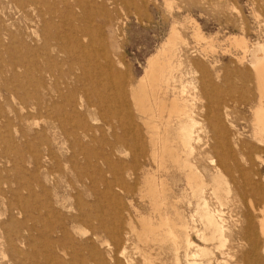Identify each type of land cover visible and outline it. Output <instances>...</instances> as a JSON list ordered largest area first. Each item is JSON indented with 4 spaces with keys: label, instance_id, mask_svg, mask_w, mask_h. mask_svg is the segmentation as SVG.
I'll use <instances>...</instances> for the list:
<instances>
[{
    "label": "bare ground",
    "instance_id": "1",
    "mask_svg": "<svg viewBox=\"0 0 264 264\" xmlns=\"http://www.w3.org/2000/svg\"><path fill=\"white\" fill-rule=\"evenodd\" d=\"M41 1L44 6H48L51 17H59L58 23L50 17L42 19L41 31H18L23 36L20 43L27 44V38L35 40L38 46L36 51L45 60L41 68L35 66L40 74L32 81L33 86H37L35 94L33 93L38 100L37 106L40 110H45V116L41 117L46 128L36 137H42L48 131L52 146L58 134L67 138L71 152L67 161L73 165L78 182H83V178L87 177L92 183H96L86 171L87 167H79V159H84L85 164L94 171L98 164L106 165V172L112 175V179H106L103 174L99 176V180L108 189L102 192L104 200L113 195L109 189L115 182L120 191L135 193L140 200L147 201L151 211L148 217L142 218L143 227L139 238L150 240L160 248L165 247L164 250L170 256L168 264H212L215 251L236 256L245 245L250 248L239 258L248 264H264V244L259 253L250 213L229 219L225 212L233 201L232 195L240 198H246L247 195L259 196V180L254 177L257 173L250 156L263 149L253 143H240L239 134L228 122L227 108L219 111L215 102L211 101L210 90H215V82L210 78V72L212 71L215 80L218 79L216 61L211 59L216 40L205 35L199 27L192 26V37L201 47L196 53L198 58L194 60L190 57L185 36L176 28L179 22L174 21L161 47L147 59L143 75L126 89L121 74L113 71L114 61L107 50L106 38L99 29L101 26L80 28L79 25L78 29L72 26L63 30L62 25L88 22L92 12L108 22L110 9L134 5L133 0ZM52 1L54 4H61L62 9L53 10L50 7ZM12 2L24 17L37 10L35 0ZM166 4L169 5V1H165ZM184 21L192 22L189 18ZM227 41L231 48L240 52V64L252 54L250 65L255 73L258 91V104L253 110L252 138L262 143L264 47L257 46L251 53L255 45L250 48L244 37L232 36ZM25 48H29V45H25ZM227 51L228 49L225 53ZM184 65L187 70L182 68ZM75 69L80 73H76ZM197 93L199 99L202 97L207 100L206 106L198 104ZM201 124H206L208 128L211 145L201 143L198 133ZM208 147L210 151L206 150ZM125 148H132L133 151L131 161L127 164V172L123 175L124 162L116 161L114 157L117 154L123 155ZM204 160H208L210 169L201 168ZM180 182L182 185L178 194ZM25 186L30 189L29 184ZM212 199L215 205L210 202ZM249 205L251 211H255L251 202ZM98 206L102 210V205ZM133 206L135 207L134 204ZM17 209L30 214L24 204ZM258 211L260 217L257 218V230L264 240V210ZM76 218L78 217L72 216L71 220L75 221ZM198 222L202 229L197 227ZM2 227L7 234L6 247L18 253V242L14 238L16 234L13 236L9 226L4 224ZM100 227L106 228L103 223ZM109 229L114 238V226ZM63 235L69 237L65 230ZM193 236L202 245L196 244ZM93 238L99 246L105 244L103 237L94 234ZM53 243L55 246L49 245L43 263L66 264L57 260L54 251V248L64 251V243L60 239ZM106 246L108 247L103 256L93 243H86V254L80 256L75 250H71L69 262L112 264L113 250L109 242ZM144 248L146 250L147 247Z\"/></svg>",
    "mask_w": 264,
    "mask_h": 264
},
{
    "label": "rangeland",
    "instance_id": "2",
    "mask_svg": "<svg viewBox=\"0 0 264 264\" xmlns=\"http://www.w3.org/2000/svg\"><path fill=\"white\" fill-rule=\"evenodd\" d=\"M35 1L37 10L24 17L22 12L17 11L18 7L12 0H0V264H46L43 263L44 255L49 245L54 247L53 242L59 239L64 243V251L57 248L54 251L57 260L66 264H71L68 256L71 250H75L80 256L86 254V243H93L98 252L105 256L108 242L113 250L112 264H168L170 256L164 250L165 247L160 248L150 240L139 238L143 227L142 218L148 217L151 211L147 201L140 200L135 193L120 191L115 182L109 189L113 195L104 200L102 192L108 189L99 180V176L103 174L106 179H112V175L106 172V165L98 164L100 168L97 167L98 171H94L85 164L84 159H79V167H87L86 171L96 183H92L87 177L83 178V182H78L73 165L67 161L71 156L67 138L58 134L52 146L48 131L42 137H36L46 128V124L41 117L45 116V110H40L37 106L38 100L34 95L37 86H33L32 81L40 74L35 66L41 68L45 60L36 51L37 42L27 38L29 48H25L27 44L20 43L23 36L18 33L32 29L41 31L42 19L51 17L48 6H44L41 0ZM165 1H169L171 5H165ZM133 4L110 9L108 22L92 12L88 22L63 24V30L79 25L80 28L101 26L99 29L106 38L107 50L114 61L113 71L121 74L126 89L143 75L147 59L161 47L174 21L179 22L176 28L185 36L190 57L194 60L198 58L196 53L201 47L192 37V26L199 27L205 35L216 40L211 59L216 61L218 79L215 80L211 71L210 78L215 82V90H210L211 101L215 102L219 111L227 108L228 122L239 134L240 143H253L263 149L250 156L257 173L254 177L259 180V196L247 195L246 198H240L232 195L233 201L225 212L229 219L250 213L260 253L264 240L257 230V218L260 217L258 209L264 210V142L259 143L252 138L253 110L258 104V91L255 73L250 65L252 54L240 64V52L231 48L227 39L232 36L244 37L250 48L255 45L251 53L257 46L264 47V0H133ZM50 7L53 10L62 9L61 4H54V1ZM51 18L58 23V16L53 15ZM187 18L192 22L184 21ZM182 68L188 69L185 65ZM75 72L80 73L77 69ZM190 87L189 85V89ZM197 96L198 104L206 106L207 100L202 97L199 99V93ZM207 131L206 124L199 125L201 143L211 145L212 140ZM206 150L210 151V147ZM132 151V148H125L123 155L117 154L114 157V160L124 162L123 175L127 172ZM203 167L211 168L208 160H204L201 168ZM25 184H29L30 189ZM181 185L182 182L179 183L178 194ZM83 202L85 204L81 205ZM210 202L215 205L213 199ZM250 202L255 211H251ZM23 204L28 207L29 215L17 209ZM98 205H102V210ZM72 216L78 218L72 221ZM241 219L246 221L244 217ZM102 223L106 228L100 227ZM4 224L9 226L13 236L16 234L14 238L18 242V253L6 247L7 234L2 227ZM112 226L114 238L109 229ZM197 227L202 229L200 222ZM63 230L69 237H64ZM94 234L103 237L105 244L102 247L93 238ZM193 240L202 245L198 238L193 236ZM142 245L147 247L146 250ZM249 248V245H245L236 256L215 251L212 264H248L239 257ZM159 256L163 260L168 258L165 260L167 262Z\"/></svg>",
    "mask_w": 264,
    "mask_h": 264
}]
</instances>
